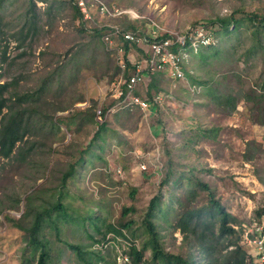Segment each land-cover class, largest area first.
<instances>
[{"label":"rangeland","instance_id":"1","mask_svg":"<svg viewBox=\"0 0 264 264\" xmlns=\"http://www.w3.org/2000/svg\"><path fill=\"white\" fill-rule=\"evenodd\" d=\"M10 1L12 4L2 13L3 24L5 28L10 26L15 36L7 43V61L0 63L1 83L12 81L16 85L18 81L21 91H34L51 74L48 84L53 86L47 90V101L69 108L53 115L52 121L56 123L76 110L92 115L81 123L78 116L72 131L61 123L55 124L58 129L53 131L42 119L44 127L35 125L29 145L15 151L13 160L0 159V264H37L40 248L31 245L28 231L17 225L30 229L42 209L32 213L26 199L42 193V203L54 204L62 189L63 173L78 160L79 151L92 143L91 154L84 155L76 175L62 189L61 204L69 209L71 218L64 220L58 212L44 217L41 239L47 245L45 264H137L130 256L132 248L144 249L145 264H164L160 259L155 262L151 246L145 245L148 238L141 226L148 205L161 190L163 200L179 213L177 200L195 189L193 207L204 206L208 191L197 181L207 185L214 200L224 207L227 222L241 236L239 244L246 247L245 229L257 213L264 212V126L256 124L254 106L246 97L264 81V32L259 38L256 30L252 34L248 24L242 23L223 37L219 53L206 62L192 56L204 47L192 50L184 63L189 77L184 72L182 79H176L169 70L156 73V78L144 73L137 94L156 105L142 110L130 101L119 103L118 85L123 73L118 57L113 50H104L103 40L99 42L91 33L105 25H121V17L120 22L104 17L95 5L91 6L93 0H84L90 5L93 20L85 22L88 30L82 32L80 21L74 19L72 5L76 0ZM100 1L109 8L131 9L144 17L143 21L151 24L143 27L145 33L159 26L163 29L159 34L183 36L193 32L197 40L208 32L203 29L208 20L229 16L235 10L264 16V0ZM29 8L39 19L38 32L19 49V16ZM114 42L121 46L116 39ZM129 56L133 62L141 61L142 50L134 49ZM58 79L62 80V91L58 90ZM213 79L211 89L236 100L233 111V103L215 100L201 84ZM79 97L86 101L77 103ZM105 108V116L98 114ZM35 117L41 119L40 115ZM102 125L105 128L95 138ZM30 145L33 148L28 151ZM170 171L171 181L163 187L162 181ZM128 208L135 212L124 216ZM88 213L95 221L88 218L84 225L79 224V217ZM218 217L213 218L216 228L220 225ZM176 218L177 214L166 211L164 219L156 220L157 231L166 253L186 255L183 235L173 229ZM102 219L106 221L100 227ZM131 221L135 237L119 226ZM109 226L118 232L109 233ZM220 242L219 249L225 245L222 239Z\"/></svg>","mask_w":264,"mask_h":264},{"label":"trees","instance_id":"2","mask_svg":"<svg viewBox=\"0 0 264 264\" xmlns=\"http://www.w3.org/2000/svg\"><path fill=\"white\" fill-rule=\"evenodd\" d=\"M73 1H71V5ZM9 4H12L10 0H0V63L7 61V43L11 41V38H14L15 35L10 33L11 27H4L3 21L4 17L2 13L7 8ZM89 5V4H88ZM90 6V5H89ZM74 11V19L77 18L80 21L81 31L86 32L88 29L85 26V22H89L93 20V17L85 20L80 11V7L78 5V0H76V5H72ZM21 20L18 23V27H20L18 33L19 38L17 37L18 48H25L26 42L28 40H33L37 36L39 19L36 17V14L33 12L32 8H29V11H25L24 14L20 15ZM127 17V16H125ZM239 17V18H238ZM128 18V17H127ZM127 18H122L123 20H119L121 23V27L128 32L135 33L138 35L146 34L143 30V27L149 25L146 21L143 20H135L130 21ZM242 23H247L248 26L252 29V34L256 30V34L259 38H261V34L264 32V16L259 15L258 13L252 12L247 13L243 10H235L229 16L218 17L216 19H210L203 25V29L205 31H210L211 35L214 36V39L217 40V44L212 43L202 48L201 51L197 52L193 56V59H200L204 62L208 61L210 57L216 56L219 53L218 46L221 44V41L224 36L228 35V33H232L236 30V28L240 27ZM142 26V28H139ZM87 29V30H85ZM109 31L107 27L104 28H95L91 31L94 37L100 42L104 35ZM167 34H164L159 37V39H165ZM121 40V39H120ZM103 42V41H102ZM122 42V40H121ZM123 43V42H122ZM121 43V44H122ZM124 44V43H123ZM104 50L106 49L104 43H102ZM125 46V56L129 53V45L126 43ZM221 46V45H220ZM219 46V47H220ZM137 50V48H134ZM96 50V49H95ZM94 49L91 52H95ZM191 51H189V54ZM143 54V51H142ZM23 55H19L18 58H21ZM80 58H85L83 55H80ZM185 65V64H184ZM183 65V70L190 76L188 71L185 69ZM68 66V65H67ZM128 71L134 70V66L127 63ZM69 68V66H68ZM62 69V67H60ZM124 75L125 78H129V72ZM70 72V70H69ZM160 74V73H158ZM60 75V73H59ZM58 75V76H59ZM152 78H156V73L150 74ZM51 74H48L47 77H44L41 86L32 91V89H25L21 91V86L18 81L16 85L13 82H5L1 83L0 80V159L13 160L15 151L20 150L22 147L30 144L29 137L35 130V125H40L43 129L44 123L43 121H47L50 128L56 131L58 129L57 124H63L66 126L68 131H72V127L74 126L77 117L81 116V122H85L88 120V117L91 114L87 112H79L76 110L75 113L70 114L59 120H56V123L53 122L52 118L58 112H66L69 110L68 107L55 106L52 103L47 101L46 96L50 93L47 90H50L53 86L48 84L51 81ZM72 75H67L70 77ZM1 77V76H0ZM21 77V76H20ZM72 78V77H71ZM22 78L19 79L21 82ZM58 79V90H63L62 80ZM214 79L212 81H204L201 82L204 87H207L210 91V95L219 102L222 101L224 103L232 104V111L236 107L235 99L231 96L225 97L218 95L216 89H211L214 84ZM153 87V85H152ZM252 96L247 95V101H252L251 103L254 106V111L256 113V124L264 126V81L261 85L253 89L250 93ZM136 95L137 91H136ZM83 103V102H82ZM149 107L153 109L155 105L152 102H148ZM108 108L103 110V116L107 113ZM35 115H40L41 119L35 117ZM43 119V121H42ZM93 120V119H92ZM46 124V123H45ZM56 124V125H55ZM77 126V123L75 124ZM46 126V125H45ZM47 127V126H46ZM105 128V125L99 126L98 132L96 133L97 138L100 132ZM93 144V143H92ZM91 146H89L86 150L79 151V158L75 163L70 164L69 168L63 173L60 187L65 189L69 179L73 178L77 173V167L84 162V155L91 152ZM32 146H29L28 151L32 150ZM91 154V153H90ZM19 156H23L22 153ZM26 156V154H25ZM173 172L170 171L168 175H166L165 179L162 181V186L165 187L171 181V176ZM198 186H200L203 190L208 191V203L204 206L193 207L194 202L196 201V190L193 189L191 192L185 195V197L181 200H177V209L170 206L166 200H163L161 190L158 195L155 196L149 203L147 212L144 216L143 223L141 229L144 232V235L147 236L148 241L146 242V246H151L154 254L153 260L157 262L159 259L164 260V264H245V259L249 262L247 264H252V257H250L248 253V249L246 247H241L240 240L241 236L239 233L227 222V213L224 211V207L220 202L214 200L213 195L210 192V189L207 185L198 182ZM59 189L57 194V201L49 206L51 203L46 202V205L42 203L43 196L36 193L34 195H29L26 199V204L32 213H36L34 217L32 226L30 229H26L21 225H17L21 230L28 231L29 233V243L36 248H40V255L37 261V264H45V260L48 256L45 248L46 243L41 239V234L43 232V223L44 217H49L54 212H58V215L67 220L71 218L69 214V209L61 204V200L63 197L64 191ZM35 193V192H34ZM32 198L34 201L32 202ZM18 202V201H16ZM40 204V205H39ZM43 204V205H41ZM39 205V206H38ZM37 207H40L37 209ZM35 211H34V210ZM37 210V211H36ZM170 210L171 213L177 214L176 223L173 226V229L180 230L183 235V244H185L187 248V254H172L166 253L165 247L161 245L160 235L157 231L156 220L160 217L162 219L165 218L166 211ZM135 212L133 209L128 208L124 210V216L128 213ZM3 213V209L0 208V214ZM220 215L219 217L217 215ZM264 212L257 213L255 218H260ZM218 217L219 227L216 228V224L213 222V218ZM81 219V225H84L85 222H88V218L90 220L95 221L91 218V213L85 214L84 216L79 217ZM99 220V217L96 218ZM105 219L100 220V227L104 225ZM93 223V222H92ZM133 222H128L126 224H120L121 229L129 230L132 233V236L135 237V231L131 228ZM246 227V226H245ZM99 227H95V230H98ZM108 232H118L114 226L108 227ZM104 236L107 233L103 234ZM222 239L223 244L225 243L223 248L219 249V244H221L220 240ZM75 248L79 254H81V250L77 247L70 246ZM234 247L232 251L229 248ZM225 252V253H224ZM240 253L242 254L240 256ZM130 256L134 257L135 262L137 264H145L143 262L144 257V249L141 251H137L135 248H132ZM199 260V261H198ZM87 264H91L86 261Z\"/></svg>","mask_w":264,"mask_h":264},{"label":"built area","instance_id":"3","mask_svg":"<svg viewBox=\"0 0 264 264\" xmlns=\"http://www.w3.org/2000/svg\"><path fill=\"white\" fill-rule=\"evenodd\" d=\"M100 15L108 18H118L127 16L131 21L143 20L144 17L137 16L131 10H117L109 8L100 0H93ZM81 13L85 20L90 19V6L84 0H78ZM151 25V24H150ZM109 31L102 38L105 48L108 52L116 53L118 57V66L123 73L121 82L119 80L117 99L119 103L131 102L137 104L142 110H148L149 104L147 101L142 100L139 96L135 95L137 86L142 81L144 73H162L167 70L171 72L176 79H182L185 74L183 65L185 57L189 55V51H196L197 48L209 46L211 44V34L208 32L203 34V37L196 39V34L188 32L182 34L165 33V39H159L164 34H159L161 27H153L149 32L144 35H138L125 31L118 25H105ZM121 41L129 46L139 48L143 51L142 60L133 62L130 56H125L124 44L115 46L114 40ZM121 39V40H120ZM113 45V47H112ZM142 47V48H141ZM143 47H147L144 52ZM127 63L134 66V70L129 78H125L128 66ZM98 114L103 112L98 111ZM243 241L248 249V255L252 257V264H264V214L260 218H254L251 225L245 229Z\"/></svg>","mask_w":264,"mask_h":264},{"label":"crops","instance_id":"4","mask_svg":"<svg viewBox=\"0 0 264 264\" xmlns=\"http://www.w3.org/2000/svg\"><path fill=\"white\" fill-rule=\"evenodd\" d=\"M128 10V9H127ZM131 10V9H130ZM120 17H118V19H119ZM121 18H127V17H122L121 16ZM115 19H117V18H115ZM128 20H130L129 18H127ZM131 21V20H130ZM112 25H118V26H120V24H112ZM150 25V24H149ZM148 25V26H149ZM121 27V26H120ZM122 28V27H121ZM117 43H119V44H121L122 42L121 41H118ZM123 44V43H122ZM131 47V48H130ZM124 48H125V46H124ZM129 48H130V50H129V53L131 52V51H133L134 50V48L135 47H132V46H129ZM129 53L127 54V55H129ZM143 55V54H142ZM128 71V70H127ZM132 71L133 70H131V71H128L129 72V75L130 74H132ZM147 74V73H146ZM83 101H86V99H84V98H81V97H79L78 99H77V103H82Z\"/></svg>","mask_w":264,"mask_h":264}]
</instances>
